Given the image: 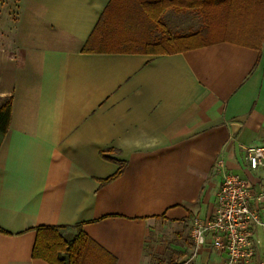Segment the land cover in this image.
<instances>
[{
	"label": "crops",
	"instance_id": "crops-1",
	"mask_svg": "<svg viewBox=\"0 0 264 264\" xmlns=\"http://www.w3.org/2000/svg\"><path fill=\"white\" fill-rule=\"evenodd\" d=\"M15 3L0 22V264H49L32 257L36 229L76 225L98 247L87 264H227L190 226L215 212L218 160L264 186L243 153L264 145V41L151 55L138 51L174 32L128 12L110 29L112 0Z\"/></svg>",
	"mask_w": 264,
	"mask_h": 264
},
{
	"label": "trees",
	"instance_id": "trees-1",
	"mask_svg": "<svg viewBox=\"0 0 264 264\" xmlns=\"http://www.w3.org/2000/svg\"><path fill=\"white\" fill-rule=\"evenodd\" d=\"M118 1L112 0L113 8ZM152 3L155 8L158 7L159 9L172 7L176 11L198 10L202 14L205 24L195 32L176 36L167 35L154 43L150 42L147 45L151 48L138 51L141 53L151 55L171 54L223 41L236 42L259 50L264 39V0H155ZM214 17L218 18L219 23L221 22L219 25H221L220 30L222 31H227L229 24L233 26L235 23L239 25L246 24L249 28L243 29L242 38L244 40H235L228 36V33L214 36V31H217L215 25L218 24L214 23L216 22ZM156 21L157 24H161L159 18ZM211 37L214 38L210 39ZM93 39L94 35L92 33L83 49L84 51L91 50L89 44ZM96 45L100 46L99 43H96L93 47ZM10 114L11 103L10 100H7L0 107V144L9 126ZM121 172L122 166L103 183L115 179ZM69 230H74L75 236L67 241L64 239V234ZM97 248L95 243L82 232L80 225L71 227L44 226L36 229L32 257L42 259L49 264H87L88 259H91Z\"/></svg>",
	"mask_w": 264,
	"mask_h": 264
},
{
	"label": "built area",
	"instance_id": "built-area-1",
	"mask_svg": "<svg viewBox=\"0 0 264 264\" xmlns=\"http://www.w3.org/2000/svg\"><path fill=\"white\" fill-rule=\"evenodd\" d=\"M243 153L249 170L264 173V145L244 147ZM215 168L221 175L217 207L209 218L191 221L194 249L210 241L213 249L226 253L227 264H251L257 248H264V186L255 189L244 177L229 172L222 160Z\"/></svg>",
	"mask_w": 264,
	"mask_h": 264
},
{
	"label": "rangeland",
	"instance_id": "rangeland-1",
	"mask_svg": "<svg viewBox=\"0 0 264 264\" xmlns=\"http://www.w3.org/2000/svg\"><path fill=\"white\" fill-rule=\"evenodd\" d=\"M155 0H119L118 3H116V7L118 10L116 11L115 14V20L113 22V19L110 20V23H113L111 28H114L115 30H123V27L126 28L128 25L126 24L127 22L129 23H134L132 20H129L125 22V19L122 18L124 16L125 12H128L129 14L133 15L135 13L136 15L140 16L141 19L139 20V24H141V27L144 28L146 26V29L153 32L155 29V26L157 24L156 19L159 18L161 22V26L164 25V23L168 24L169 28L171 29V32L173 31V35L165 34L162 35L159 38H154L148 41L149 43L156 42L167 35L169 36H176L175 34V29L176 27H180V25L183 26L182 31H189L195 32L197 29L199 30L200 27H203L205 24V20L202 16V14L198 10H183V11H176L172 7H168L166 9H159L158 7H154L152 2ZM152 3V4H151ZM16 6L17 4L15 3V0H0V22L4 21L6 17L11 18L14 16L15 11H16ZM172 11L173 13H179L178 16L172 15L171 18H167V20L163 19V15L166 13V11ZM158 14V16H156ZM121 17V18H120ZM216 22L218 23L215 25V29L217 31H214V36H221V34L228 33L227 35L234 38L235 40H244L242 38V34L244 33L243 29L249 28L246 24L239 25L236 24L233 26L232 24H229L227 31H222L220 23L217 21L218 18H215ZM213 19V20H214ZM120 23V26H119ZM118 27V28H117ZM131 28H133L131 26ZM220 30V31H219ZM213 32V31H212ZM213 34V33H212ZM179 35V34H177ZM185 35V34H184ZM159 36V35H158ZM145 37V36H144ZM143 37V38H144ZM214 37H211L210 39H213ZM264 41V39H263ZM262 41V43H263ZM261 43V45H262ZM110 46V45H109ZM146 49H150L151 46L145 45ZM145 49V50H146Z\"/></svg>",
	"mask_w": 264,
	"mask_h": 264
}]
</instances>
